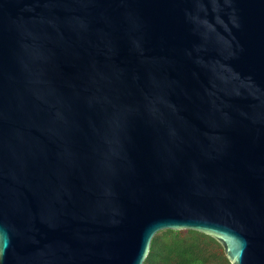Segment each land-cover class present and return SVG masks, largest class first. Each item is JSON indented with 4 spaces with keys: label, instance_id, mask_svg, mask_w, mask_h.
Here are the masks:
<instances>
[{
    "label": "water",
    "instance_id": "95a60500",
    "mask_svg": "<svg viewBox=\"0 0 264 264\" xmlns=\"http://www.w3.org/2000/svg\"><path fill=\"white\" fill-rule=\"evenodd\" d=\"M168 230L264 264V0H0V264Z\"/></svg>",
    "mask_w": 264,
    "mask_h": 264
},
{
    "label": "trees",
    "instance_id": "16d2710c",
    "mask_svg": "<svg viewBox=\"0 0 264 264\" xmlns=\"http://www.w3.org/2000/svg\"><path fill=\"white\" fill-rule=\"evenodd\" d=\"M215 239L195 231H187L185 237L180 231H163L158 234L151 246L145 264H206L208 253L205 246Z\"/></svg>",
    "mask_w": 264,
    "mask_h": 264
},
{
    "label": "rangeland",
    "instance_id": "374dc122",
    "mask_svg": "<svg viewBox=\"0 0 264 264\" xmlns=\"http://www.w3.org/2000/svg\"><path fill=\"white\" fill-rule=\"evenodd\" d=\"M182 236L185 237L187 230L180 231ZM162 233V232H161ZM161 233H159L161 235ZM205 241H208L207 238H203ZM207 250V262L206 264H231L226 257L222 246L219 243L209 242L205 246Z\"/></svg>",
    "mask_w": 264,
    "mask_h": 264
}]
</instances>
